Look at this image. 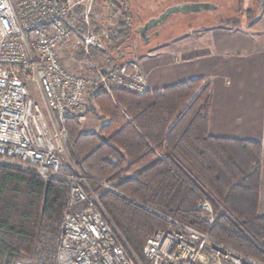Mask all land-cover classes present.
<instances>
[{
  "label": "trees",
  "instance_id": "obj_1",
  "mask_svg": "<svg viewBox=\"0 0 264 264\" xmlns=\"http://www.w3.org/2000/svg\"><path fill=\"white\" fill-rule=\"evenodd\" d=\"M103 3L122 10L105 45H122L132 33L125 2ZM238 23L232 18L218 25ZM211 101V83L204 78L142 94L116 89L110 95L98 89L87 111L100 120L98 132L83 133L80 122H64L71 162L139 264H152L143 245L154 229L167 227L168 218L264 263V217L258 215L262 147L210 136ZM67 189L63 181L0 167V264H17L32 255L40 221L64 209ZM202 201L216 214L211 227L196 208Z\"/></svg>",
  "mask_w": 264,
  "mask_h": 264
},
{
  "label": "built area",
  "instance_id": "obj_2",
  "mask_svg": "<svg viewBox=\"0 0 264 264\" xmlns=\"http://www.w3.org/2000/svg\"><path fill=\"white\" fill-rule=\"evenodd\" d=\"M72 8L70 0H0V167L34 172L68 188L54 244L19 264H139L97 198L87 194L88 180L64 167V122L86 121L94 91L142 94L148 90L146 78L136 60L110 68L94 65L90 72L68 68L64 52L74 35ZM261 9L264 17V0ZM109 38L107 31L87 30L80 37V54L88 58ZM33 84L45 111L31 98ZM99 185L117 192L110 184ZM196 208L213 226L212 206L202 201ZM143 254L152 264H264L170 218L165 229L146 239Z\"/></svg>",
  "mask_w": 264,
  "mask_h": 264
},
{
  "label": "crops",
  "instance_id": "obj_3",
  "mask_svg": "<svg viewBox=\"0 0 264 264\" xmlns=\"http://www.w3.org/2000/svg\"><path fill=\"white\" fill-rule=\"evenodd\" d=\"M187 2L203 3H182ZM257 2L251 16L240 19L234 27H200L133 60L140 64L149 90H162L199 78L210 81L208 134L261 144L258 215L264 217V17L262 0ZM218 8L217 4L215 9ZM72 38L67 43L65 58Z\"/></svg>",
  "mask_w": 264,
  "mask_h": 264
},
{
  "label": "rangeland",
  "instance_id": "obj_4",
  "mask_svg": "<svg viewBox=\"0 0 264 264\" xmlns=\"http://www.w3.org/2000/svg\"><path fill=\"white\" fill-rule=\"evenodd\" d=\"M121 1L125 2L123 12L125 11L131 18V38L119 46L114 44L104 45L103 49L105 52H102V49L98 50L101 51L99 54L96 53L97 51H93L92 54L86 58L80 54L79 41L81 35L87 32V30L95 35L100 31H107L110 36L113 35L119 13L122 10L115 12L114 9L105 6L103 0H70L73 5L70 24L73 27L74 36L69 44L70 48L66 50V58L64 57V63L68 68L73 71L90 72L94 65L97 68L116 67L127 61L133 60V58L142 57L150 50H157L166 43L173 42L174 39L180 35L195 32L200 27H210V25L219 24L223 20L232 18H238L239 20L242 18H249L253 9L258 6V2L256 3L257 0H200L216 5L218 4L220 8L210 12L202 11L188 15H175L168 19L163 25H159L156 29L148 32L145 37H142L138 32L140 26L153 17H157L168 6L188 0ZM86 20H88V25L85 24ZM242 23L245 24L244 21ZM30 92L31 98L45 111L43 99L36 84L31 86ZM99 124V119L89 115L86 121L81 123L80 129L83 133H96L98 132ZM63 164L66 169H71L72 173H78L68 154L63 157ZM86 185L87 194H92L96 197V193L93 192L89 182H87ZM96 186L106 189L97 184ZM61 212L51 220L47 219L40 221L38 225V235L34 242L35 251L31 256H22L17 264L31 260L36 252L41 251L44 253L45 250L50 249L51 245L54 244L55 238L53 239V237L56 236L57 226H59V221L61 220ZM132 257L134 260L136 259L134 256Z\"/></svg>",
  "mask_w": 264,
  "mask_h": 264
},
{
  "label": "water",
  "instance_id": "obj_5",
  "mask_svg": "<svg viewBox=\"0 0 264 264\" xmlns=\"http://www.w3.org/2000/svg\"><path fill=\"white\" fill-rule=\"evenodd\" d=\"M47 1H59V0H47ZM216 5L210 3H195V2H187L180 3L176 5L168 6L162 13H160L157 17H153L152 19L145 22L140 28L138 32L145 37L147 32L151 29L157 28L159 25H163L168 19L178 14H190V13H198L205 10L215 9Z\"/></svg>",
  "mask_w": 264,
  "mask_h": 264
},
{
  "label": "flooded vegetation",
  "instance_id": "obj_6",
  "mask_svg": "<svg viewBox=\"0 0 264 264\" xmlns=\"http://www.w3.org/2000/svg\"><path fill=\"white\" fill-rule=\"evenodd\" d=\"M155 29H156V28H155ZM152 30H154V29H151L150 31H152ZM150 31H148V32H150ZM148 32H147V33H148Z\"/></svg>",
  "mask_w": 264,
  "mask_h": 264
}]
</instances>
